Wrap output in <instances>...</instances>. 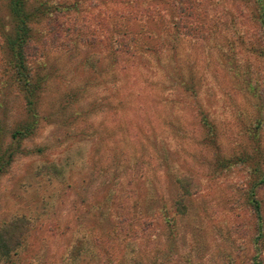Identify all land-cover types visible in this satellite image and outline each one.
I'll list each match as a JSON object with an SVG mask.
<instances>
[{
  "label": "rangeland",
  "instance_id": "rangeland-1",
  "mask_svg": "<svg viewBox=\"0 0 264 264\" xmlns=\"http://www.w3.org/2000/svg\"><path fill=\"white\" fill-rule=\"evenodd\" d=\"M95 1L100 3L79 0L78 11L67 10L71 14L66 15L72 18L64 15L62 19L70 25L77 14V24L83 25L85 19L91 27L83 28H95L97 35H104L105 31L96 27V15L108 4L92 6ZM209 1L232 13L224 16L234 17L231 27L215 35L222 36H218L220 47L225 46V39H231L233 49L218 51L210 49L214 43L204 48L188 38L180 40L172 56L174 73L179 76L177 68L181 65L185 78L193 72L197 98L208 99L203 107L209 109L220 130L221 148L232 153L245 145L244 129L255 115V100L244 83L247 75H234L232 63L240 70L249 69L250 64L262 81L264 60L251 54L249 38L257 34V27L248 20L250 9L244 2ZM4 22L8 25V10L6 0H0V29ZM37 28L45 29V21ZM243 31L244 44L238 42L239 32ZM88 50L92 51L81 45L79 51L71 48L62 53L51 49L45 52L48 63L43 74L48 78L39 98V129L22 140L0 172V226L7 224L5 227L15 233L28 229L26 246L5 264H264V184L257 189L263 222L258 231L255 215L242 194L243 183L251 179L248 168H236L217 178L206 177L210 169L204 158L210 153L192 145L202 133L195 118L187 113L182 94L176 90V95L173 90L176 77L171 85L164 74L169 66L167 58L162 59V76H147L139 69L112 65L107 56L82 67L80 57ZM1 59L0 125L4 132L0 146L5 148L11 128L24 118V113L20 96L3 86L5 56ZM260 139L264 144V128ZM161 140L164 144L158 149ZM162 147L175 150L173 158L191 167L199 188L190 185L186 190L184 197L191 199L192 205L187 214L177 207L173 231L159 214V227L150 234L139 230L133 235L130 230L127 235L128 227L138 223L133 211L138 214L140 205L141 209L156 210L174 194L171 179L161 171L157 173ZM146 167L152 170L145 171ZM136 174L147 179L142 186L138 178L134 179L130 190L133 184L127 185L128 179ZM145 192L162 198L156 195L153 203L146 204ZM129 195L127 223L114 229L118 225V203ZM131 201H136L138 207L131 208ZM100 206L105 209L104 215L99 214ZM99 232L103 246L93 248L91 242ZM82 241L84 248L91 246L88 248L93 256L89 259L82 257Z\"/></svg>",
  "mask_w": 264,
  "mask_h": 264
},
{
  "label": "trees",
  "instance_id": "trees-1",
  "mask_svg": "<svg viewBox=\"0 0 264 264\" xmlns=\"http://www.w3.org/2000/svg\"><path fill=\"white\" fill-rule=\"evenodd\" d=\"M241 1L244 2L247 10L250 9L247 14L248 20L250 18L257 27V34L249 38L251 54L257 59L264 60V0ZM95 2L92 6L100 3L108 4V8L105 5V8L100 9L96 15V27H101V30L105 31V34L101 36L97 35L95 28H83L91 27V23H88L87 20L82 19L84 20L83 25L77 24V14L73 16L70 25L65 19H62L66 13L71 14L68 12L70 8H74V11L79 10V0H6L8 25L4 22V27L0 29V49L2 50L0 57L3 59L5 56L2 71L6 79L3 86L11 87L20 96L24 118L17 121L11 128L10 141L7 146L5 148L0 146V172L11 161L22 140L39 129V98L48 78V75L43 74V68L48 63L45 55L46 50H57L62 53L76 48L79 51V46L83 45L92 51L88 50L80 57L82 67L88 64L92 66L95 61L99 60L100 62L107 56L110 57L112 65H121L125 70L134 68L136 71L139 69L142 74L147 76H149L148 74L162 76L160 75L164 67L162 59L167 58L169 66L164 70V74L168 75L172 85V78L176 77L173 66L175 60L172 56L176 53L178 43L182 40L188 38L200 47L204 45V48H208V43H214L210 45V49L217 48L218 51L224 50V48L233 49L231 39H225L224 43L227 45L220 47L219 37L222 36L215 35L220 29L231 27L234 18H224L232 13L228 8L224 10L218 3L209 0H100V3L99 1ZM98 15L100 16L97 17ZM65 17L66 19L72 18L69 15ZM43 21H45L46 28L38 31L37 26ZM239 33L241 36L238 42L244 44L246 42V39H243L244 31ZM245 48H247L246 45ZM232 64L233 67H230L233 68L234 75H247V79L244 77V83L255 100L253 103L255 115L244 129L247 141L238 151L225 153L222 150L220 130L210 116L209 109L203 107L208 99L203 97L199 100L197 98L199 94L192 81L193 72L189 79L185 78L182 74L183 65L177 68L179 76L175 79L177 84L174 85L173 90L176 95H178L177 91L182 94V102L187 113L190 112L191 116L195 118L196 125L201 130L202 136L193 141L192 145L201 152L208 150L210 153L204 158L205 165H208L210 169V173L206 177H209L208 179L217 178L236 168L241 169L244 166L248 168L251 179L243 183L242 194L245 196L244 202L255 215L258 231H261L263 227L261 200L257 197V189L264 184V144L260 139L261 129L264 128V70L262 71V81H259V75L256 74L258 71L250 69V64L249 69L245 70H240L234 63ZM188 65L190 64L188 63ZM190 67L186 65L185 68L191 71ZM3 132L4 128L0 125V135H3ZM163 144L164 141L161 140L160 145H157L156 148L159 149ZM166 149L162 150L161 161L157 163L159 166L157 173L161 171L162 175H167L171 179V189H174V194L169 202L165 200L162 206L156 210L152 207L141 209L140 205L138 214L133 211V216H137L138 223L128 227L127 235L130 230L133 235H136L139 230L150 234L156 229V226L159 227L156 220L159 214L163 217L164 225L173 231L174 223L178 217L177 207L180 206L182 211L187 214L192 205L191 199L184 196L190 185L199 188L196 183L197 177L194 176V171L184 160L181 159L180 162L173 158L176 155L175 150ZM144 170L152 169L146 167ZM136 178L141 186L147 179L146 176L142 178L140 174L132 176L127 182V185L133 184L130 186V190L134 188V179ZM175 190L177 191L175 192ZM123 193L125 191H122ZM156 195L157 193L150 195L145 192L143 194L144 203H153V198H156ZM130 197L131 195L125 196L119 201L118 225L114 229H120V226L125 227L126 214L128 215L126 209L130 208V201L127 198ZM157 198L161 199L162 197L157 195ZM137 205L138 203L133 201L131 208H136ZM99 208H101L99 214L104 215V207L100 206ZM5 226L8 225L0 226V264L13 260L26 246L27 227L23 232L15 233ZM93 239L91 242L93 248L103 246L100 232L99 236H95ZM88 247L91 248L90 245L84 248L82 241L80 250L84 260L93 256Z\"/></svg>",
  "mask_w": 264,
  "mask_h": 264
}]
</instances>
